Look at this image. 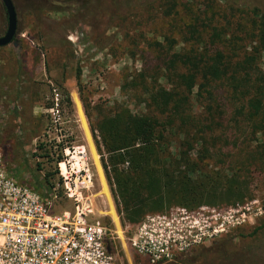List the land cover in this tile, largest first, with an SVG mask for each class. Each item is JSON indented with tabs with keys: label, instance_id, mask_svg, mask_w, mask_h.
<instances>
[{
	"label": "rangeland",
	"instance_id": "rangeland-1",
	"mask_svg": "<svg viewBox=\"0 0 264 264\" xmlns=\"http://www.w3.org/2000/svg\"><path fill=\"white\" fill-rule=\"evenodd\" d=\"M13 3L17 34L14 42L0 48V148L9 174L49 197L52 188L48 182L55 185V177L50 175L59 173V157L65 158L68 148L85 146L95 175L90 199L96 218L116 232V264H149L132 251L128 233L120 238L119 212L102 165L108 156L93 130L102 118L122 110L169 119L157 110L150 95L173 90L170 81L163 78L164 64L173 54L199 57L224 51L234 68L245 57L255 55L258 62L254 66L264 72L262 22L251 12L256 7L264 12V0ZM7 28L8 17L0 0V37ZM244 76L242 73L239 78ZM233 84L228 78L213 86L226 112L224 127L215 131L196 127L207 126L209 121L206 103L194 92L187 140L193 142L196 130H200L205 147L199 146L193 157L199 154L204 170L238 173L248 190L246 199L235 205H203L193 210L173 205L155 213L184 208L203 224L223 226L213 240L170 264H264V230L250 237L264 225V161L254 159L257 141L247 126L240 119L237 125L233 121V102L227 97L228 86ZM65 92L72 106L67 104ZM173 121L168 135L172 152H176L186 137L180 131L182 124ZM71 207L69 202H61L54 213Z\"/></svg>",
	"mask_w": 264,
	"mask_h": 264
},
{
	"label": "trees",
	"instance_id": "trees-1",
	"mask_svg": "<svg viewBox=\"0 0 264 264\" xmlns=\"http://www.w3.org/2000/svg\"><path fill=\"white\" fill-rule=\"evenodd\" d=\"M251 12L252 15H259L262 22L264 44V12L257 7ZM257 62V56L250 55L243 62L236 63L234 68L224 51L199 57L173 54L165 62L163 74V78L174 86L173 90L163 89L150 95L157 110L169 119L134 115L122 110L98 122L93 132L98 134L108 156L102 165L124 226L137 225L146 214L162 213L173 205L193 210L203 205H235L244 202L248 190L238 173L204 170L200 167L199 154L197 158L193 154L198 152L199 146L205 147L204 138L199 135L201 132L198 129L205 127L215 131L224 127L225 108L219 104L217 88L213 86L229 78L235 83L227 89V97L234 107L233 121L237 125V119H240L247 126L249 134L257 141L254 159L264 161V72L254 66ZM180 66L183 69H178ZM80 73L79 69L77 79ZM242 73H245L244 79L239 78ZM195 91L196 96L206 103V122H209L207 126L196 125L197 128L200 126L196 130L198 134L190 142L187 140L190 136L187 129L192 124L191 96ZM65 97L67 104L72 106L66 92ZM173 120L182 124L180 131L186 137L176 152H172L173 145L168 135L174 128ZM96 145L99 151L97 142ZM63 159L62 155L58 162ZM56 175L57 172L50 176ZM48 185L55 187L49 182ZM263 230L264 225L256 228L250 237H255Z\"/></svg>",
	"mask_w": 264,
	"mask_h": 264
},
{
	"label": "built area",
	"instance_id": "built-area-1",
	"mask_svg": "<svg viewBox=\"0 0 264 264\" xmlns=\"http://www.w3.org/2000/svg\"><path fill=\"white\" fill-rule=\"evenodd\" d=\"M58 167L44 198L9 174L0 148V264H116V232L96 218L90 199L95 175L86 147L68 148ZM64 201L71 209L55 214ZM117 217L132 251L149 264L174 263L223 231L184 208L150 214L134 226Z\"/></svg>",
	"mask_w": 264,
	"mask_h": 264
},
{
	"label": "water",
	"instance_id": "water-1",
	"mask_svg": "<svg viewBox=\"0 0 264 264\" xmlns=\"http://www.w3.org/2000/svg\"><path fill=\"white\" fill-rule=\"evenodd\" d=\"M1 1L3 2L8 17L7 32L3 37H0V48H4L10 45L12 42H14L18 28V17L13 0H1Z\"/></svg>",
	"mask_w": 264,
	"mask_h": 264
},
{
	"label": "bare ground",
	"instance_id": "bare-ground-1",
	"mask_svg": "<svg viewBox=\"0 0 264 264\" xmlns=\"http://www.w3.org/2000/svg\"><path fill=\"white\" fill-rule=\"evenodd\" d=\"M119 220V219H118ZM117 229V228H116ZM120 230H121V227H120ZM117 233L119 234L118 230H117ZM120 236V234H119ZM121 239H123V233H122V230H121V236H120Z\"/></svg>",
	"mask_w": 264,
	"mask_h": 264
}]
</instances>
